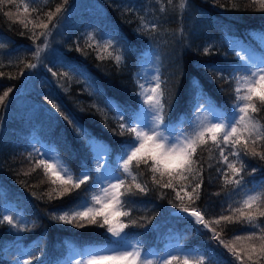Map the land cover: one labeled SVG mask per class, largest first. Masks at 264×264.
I'll list each match as a JSON object with an SVG mask.
<instances>
[{"label":"trees","instance_id":"16d2710c","mask_svg":"<svg viewBox=\"0 0 264 264\" xmlns=\"http://www.w3.org/2000/svg\"><path fill=\"white\" fill-rule=\"evenodd\" d=\"M180 3L181 0H15L14 4L0 5V96L12 89L0 104V221L9 215L15 225L0 223V264H17L20 259L30 264H62L71 244L83 249L96 243L124 242L116 241L96 225L77 227L52 218L65 210H78L82 202L92 203L93 192L86 191L89 181V185L59 196L60 185L52 183V172L46 173L38 165L42 158L39 146L46 143L53 148L73 177L84 171L95 176L92 150L78 134V124L106 145L110 162L120 174L117 159L124 147L122 142L130 136L121 134V116L113 117L115 112L109 103L124 113V121L137 116L143 101L139 65L149 51L161 58L159 78L165 82V121H171L165 132L176 135L177 130L192 131L200 110L194 107L197 101L190 95L193 78L199 79L220 112L231 113L230 106L237 102L233 77L243 76L246 67L245 61L235 55L232 42L240 40L258 47L259 41L253 35L264 32V9L254 0H186L183 9ZM26 4L28 13L23 11ZM57 7L63 10L49 23V27L55 22L60 25L56 34L46 36L44 29L33 28V23H48L46 13ZM161 8L165 11L161 12ZM9 11L12 19L5 15ZM21 20L33 23L25 28ZM42 31L44 36L40 35ZM33 32L38 39L33 40ZM106 38L112 39L117 51ZM104 43L109 49L103 47ZM37 47L39 57L34 55ZM205 48L209 49L207 53ZM117 55L122 57L119 63L114 59ZM28 64L36 67L28 68ZM210 68L217 71H206ZM254 115L264 128V113ZM255 147L258 153H264V140L257 141ZM225 155L236 167L241 166L227 148ZM194 159V167L203 169L200 197L195 203L183 192L180 195L184 200L177 199L185 181H174V188H162L152 183L147 172L137 177L148 191L136 190L131 197L135 203L131 205L130 218L139 223L125 230V241H137L144 250L153 247L161 254L167 238H171L193 251L189 264H197L201 258L204 264H241L213 239L212 232L184 213L173 216L172 212L179 205L201 211L206 221L232 216L231 222L211 227L226 243H234L237 249L245 246L249 241L236 240L237 236L246 237L253 231L264 234V216L260 215L264 212V160L241 156L243 183L237 189L234 183H225L224 173L227 179H232L233 174L210 140L207 146L197 149ZM218 168L222 171L218 172ZM132 174L137 175L135 170ZM250 191L260 199L247 209L243 200ZM237 208L252 211L253 224L243 217L237 220ZM123 219L128 222L129 217ZM16 222L20 224V234L16 233ZM244 264H264V257L255 261L245 257Z\"/></svg>","mask_w":264,"mask_h":264},{"label":"snow or ice","instance_id":"6c2138e0","mask_svg":"<svg viewBox=\"0 0 264 264\" xmlns=\"http://www.w3.org/2000/svg\"><path fill=\"white\" fill-rule=\"evenodd\" d=\"M254 2L259 3L260 7L264 9V0H254ZM14 3L15 0H0V5ZM179 7L181 9L186 7V0H181ZM62 10L61 7H57L54 12L46 13L48 23L41 21L36 24L30 20L27 22L21 20L20 22L24 24L25 28L28 27V23H33V28L46 30L49 28V23ZM23 11L24 13L29 12L27 4L24 6ZM33 11L38 10L33 9ZM163 11L165 9L161 8V12ZM5 15L9 19L13 17V13L10 11L6 12ZM142 27L147 28L148 25L143 24ZM152 29L153 31L156 30L155 24L152 25ZM45 34L44 31L40 33L41 36ZM35 39H38V37L33 32V40ZM204 51L207 53L209 49L205 48ZM34 55L39 57V47H37ZM235 55L245 61L246 67L243 76L233 77L237 84L235 89L237 102L230 106V112L232 113L230 117L225 116L224 113L216 109L197 78H193L189 84L190 95L197 101L194 107L197 110H206L212 118L206 123L198 125L191 134L181 136L165 134V129L171 121H165L166 102L163 101L165 89L162 87L165 82L158 77L154 82V86L145 89L141 93L144 96L142 104L148 105L146 110L142 108L141 111L146 112L150 119L129 116L128 120L124 121V113L118 112L122 120L119 124L120 132L121 134L126 132L130 136L129 139L122 142L124 147L120 149V160L122 161L120 174H113L109 178L100 177L98 173L93 176L90 172L84 171L74 179L68 168L58 157H52L45 153L44 158L39 159L38 165H42L46 173L48 171L52 172L55 177L52 179V183H59L60 185L59 196L63 197L74 189H80L81 185H89V181H91V184L86 191L91 190L93 192L91 196L93 206L89 207L82 202L78 205V208H83V210H65L62 215L53 216L52 218L66 224H76L77 227L96 225L105 229V234H110L116 241H125L128 236L125 230L139 223V221L130 218L133 210L131 205L135 203L131 197L137 194L136 190L139 193L148 191L147 185L140 183L137 177L143 176L147 172L152 176V183L162 188H174V181H185L186 183L182 184L177 192V199L183 201L184 196H187L190 202L195 203L200 197L199 189L203 184L201 174L203 169L194 167L197 163L194 156L199 147L208 145L209 140L219 151L221 160L226 164L227 169H230L233 174L232 179H227V173H224L226 176L225 183H234L239 189L243 183V177L240 176V173L244 170L241 156H259L261 160H264V153H258L255 147L257 141L264 140V128L256 122L254 115L264 113V54L258 58L259 62L251 55L242 56L239 51ZM114 59L119 63L122 57L117 55ZM27 67L35 68L36 65L28 64ZM206 71L212 72L217 71V69L210 68ZM140 88L144 89V85H140ZM242 90L243 95L240 94ZM11 91L12 89L9 88L0 96V104L4 103L5 98L8 97ZM200 101H203V103H200ZM53 107L57 106L54 104ZM57 111H59V108H57ZM76 130L84 138L87 147L91 148L100 144L97 138L93 137L82 126L77 124ZM226 148L229 155L236 157L237 162H240L241 166L239 168L236 167L234 162L229 161L228 155H225ZM103 154L109 155V151L105 148ZM49 160H55V163H49ZM96 160V168L100 169L99 156ZM133 170L136 171L137 175L132 174ZM217 171L222 170L218 168ZM165 177L168 178L166 181L164 180ZM190 177L191 179H189ZM197 178H199V182H196ZM187 189L191 190L188 191ZM180 192H183L184 196H181ZM122 197H127V199H122ZM259 199L260 196L248 195L247 199L243 200V206L251 209L253 203ZM126 207L128 208L127 211L122 210ZM177 207H179L181 213L187 214L196 224L212 232L213 239L218 240L229 253L241 261V264H244L245 257L247 261H255L264 257V234L258 235L253 231L246 237L237 236L236 240L249 241L245 246L237 249L234 243H226L221 240L220 233L217 232L215 227H211L212 224L219 226L222 221L231 222L233 220L232 216L221 215L213 221H206L204 214L195 208L180 207L179 205ZM234 211L239 212V216L236 217L237 220L243 217L249 224H253L255 216L252 211L245 212L243 208H237ZM260 215L264 216V212H260ZM124 217H129L128 222L124 221ZM3 221L15 226L12 216L4 215L0 223ZM241 253H243V256ZM86 255V259L76 260L75 264H153L151 259L142 256L138 245L89 251ZM25 264H30V261H25ZM156 264H189V261L187 256H184L181 261L179 255L169 254L166 258L158 260ZM197 264H204L203 259L201 258Z\"/></svg>","mask_w":264,"mask_h":264},{"label":"rangeland","instance_id":"374dc122","mask_svg":"<svg viewBox=\"0 0 264 264\" xmlns=\"http://www.w3.org/2000/svg\"><path fill=\"white\" fill-rule=\"evenodd\" d=\"M45 30V29H44ZM60 30V25H58L56 22L52 23L50 25V27L48 29L45 30V32L47 33L46 36H50V34L53 33H57ZM50 31V33H49ZM253 38L258 39V44L255 49V47H253L252 45H249L247 42H243L240 40H233L232 42V46L236 51L241 52V55H251L253 58L257 59V62H259V57L264 54V32L259 33L256 32L253 35ZM106 42H109L113 47H114V52L115 50L117 51V46H114V42L112 41L111 38L107 39L106 38ZM103 47L107 48V44L104 43ZM109 49V48H107ZM160 64H161V58L159 57V55L155 52V51H149L148 54L146 55V58L143 59L140 62L139 65V79H141V85H144V89H141L140 95L142 92H144L145 89H148L152 86H154V82L156 80V78L160 77L159 73H160ZM161 80V78H159ZM142 100L144 99V96H142ZM239 103H243V102H239ZM215 106V105H214ZM109 107L112 108V110L115 112V115H113V117H117L118 116V112L116 110V107L112 104L109 103ZM216 107V106H215ZM147 109L148 105L147 104H142L141 107L139 108V113L137 114V116H140L141 118H147L150 119V116H148V114L146 112H142L141 109ZM216 109L220 112L219 108L216 107ZM222 113H224L225 116H231L232 113L229 112H224L222 111ZM120 116V115H119ZM212 118V116L204 109H200L199 112L197 113V115L195 116V123H194V127L192 128V131L186 132V131H181L178 130V134H176V136H181V135H188L193 133L197 126L202 124V123H206L208 120H210ZM166 135H168V132H165ZM100 142V141H99ZM40 148V153L42 155V158H44L45 153H47L49 156L52 157H58L57 152H55V150L51 147H48L46 143L41 144L39 146ZM105 148L107 149L106 145H103L101 142L100 144L91 147L92 150V156L94 157V165L96 167V158L97 156H99V163L101 165L100 169L96 168V172L99 174L100 177H111L113 174H119L116 172V169L114 168V166H112V163L110 162V155H104V151ZM59 158V157H58ZM60 159V158H59ZM61 160V159H60ZM49 163H55V160H49ZM122 161L120 160V157H118L117 159V168H119V166L121 165ZM79 176V175H78ZM76 178V177H73ZM248 195H256V193L254 192H247L245 193V196L247 197ZM87 206L91 207L93 206V203L87 204ZM78 210H83V208H78ZM17 226L15 228V230L19 231L20 228V224L18 222H16ZM18 234L21 233V231L17 232ZM129 245H138L137 241H124L123 243H120L119 245L117 244H108V243H103V244H92V245H87L86 247H84L83 249H81L80 247H77L75 244H71L70 245V252H69V246H68V258H62V264H75L76 260H82V259H86L87 258V252L89 251H96V250H100V249H110V248H114V247H128ZM139 246V245H138ZM139 248L141 249L142 252V256L147 258V259H151L153 261V264H156V262L158 260H162L163 258H166L169 254H174V255H179L181 259H183L184 256L188 257V260L191 259L195 254H193V251L186 248L185 246H181L179 242H177V240L175 239H171V238H167V243L164 246V251L161 254L156 253V251L154 250L153 247L148 248L146 250H144L141 246H139ZM236 259V258H235ZM237 262L241 263L240 260H237ZM17 264H25V262L23 260L20 259V261H18Z\"/></svg>","mask_w":264,"mask_h":264},{"label":"water","instance_id":"95a60500","mask_svg":"<svg viewBox=\"0 0 264 264\" xmlns=\"http://www.w3.org/2000/svg\"><path fill=\"white\" fill-rule=\"evenodd\" d=\"M180 213H181V212H180L179 210H176V211L172 212V214L175 215V216H176V215H179ZM185 215L188 216L187 214H185Z\"/></svg>","mask_w":264,"mask_h":264}]
</instances>
